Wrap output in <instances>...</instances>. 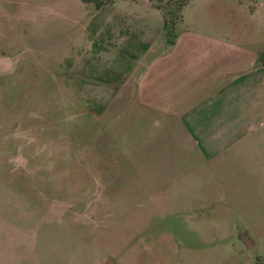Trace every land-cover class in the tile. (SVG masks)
I'll list each match as a JSON object with an SVG mask.
<instances>
[{
	"label": "crops",
	"instance_id": "obj_1",
	"mask_svg": "<svg viewBox=\"0 0 264 264\" xmlns=\"http://www.w3.org/2000/svg\"><path fill=\"white\" fill-rule=\"evenodd\" d=\"M157 10L165 39L137 44L117 30L118 54L138 46L141 56L99 83L96 187L76 194L50 167L34 199L0 191V264H231L234 247L254 246L232 239L230 209L240 175H264L258 48L231 35L221 9L208 19L195 9L201 23L173 34Z\"/></svg>",
	"mask_w": 264,
	"mask_h": 264
},
{
	"label": "rangeland",
	"instance_id": "obj_2",
	"mask_svg": "<svg viewBox=\"0 0 264 264\" xmlns=\"http://www.w3.org/2000/svg\"><path fill=\"white\" fill-rule=\"evenodd\" d=\"M186 2L0 0V191L7 200L34 199L49 183L50 167L56 170L54 183L81 195L85 188L94 190L99 83L126 71L119 60L141 56L138 46L118 54L117 30L137 44L165 39L157 30L158 8L172 34L201 23H194L195 9H201V19L221 9L222 24L238 28L231 35L256 46L264 63V0H194L188 25L181 21ZM127 59L122 62L132 66ZM259 150L264 152V143ZM251 175H240L243 191L235 195L242 202L230 209V232L233 240L247 236L254 246L241 253L234 247L231 264H264V175Z\"/></svg>",
	"mask_w": 264,
	"mask_h": 264
}]
</instances>
